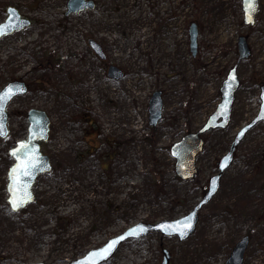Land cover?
I'll list each match as a JSON object with an SVG mask.
<instances>
[{"label":"rangeland","instance_id":"obj_1","mask_svg":"<svg viewBox=\"0 0 264 264\" xmlns=\"http://www.w3.org/2000/svg\"><path fill=\"white\" fill-rule=\"evenodd\" d=\"M67 0H0L30 26L0 40V87L21 79L29 88L8 110L0 139V264H67L137 223L185 215L217 172L235 133L258 112L264 84V0L255 22L242 21L240 0H93L65 15ZM197 26V48L188 28ZM243 36L250 55L237 67L239 86L227 128L203 135L193 179L174 171L169 146L202 126L219 102V86ZM101 47L104 58L88 46ZM114 65L123 77L107 76ZM160 91L162 117L148 125V100ZM44 110L49 135L41 149L52 168L33 184L34 200L12 212L7 203L8 149L26 135L22 111ZM249 237L243 264H264V123L235 148L213 198L184 241L150 231L128 239L101 264H225Z\"/></svg>","mask_w":264,"mask_h":264},{"label":"water","instance_id":"obj_2","mask_svg":"<svg viewBox=\"0 0 264 264\" xmlns=\"http://www.w3.org/2000/svg\"><path fill=\"white\" fill-rule=\"evenodd\" d=\"M241 10L243 13L244 25H252L255 21V16L258 10V0H255L254 8L246 13V4L244 0H240ZM92 0H67L65 15L71 13H78L88 8H93ZM7 17L0 23V38L11 34L14 31H20L27 27L30 22L28 19L21 18L17 9L14 7L7 8ZM251 21V22H250ZM189 46L191 54H195L197 47V27L195 23H191L188 29ZM88 45L100 58H104L101 47L92 39L88 40ZM238 52L236 63L228 70L225 78L219 87L220 100L215 110L208 116L203 125L195 132H189L181 136L177 141L172 143L169 147V152L174 159L175 174L181 180L192 179L196 173L195 160L196 156L201 152L203 147V139L201 135L215 129H225L229 123L231 116V109L234 102V94L238 88V78L236 69L239 62L249 56V49L247 47L246 39L243 36L238 37L236 43ZM107 75L113 79H119L123 73L114 65H110L107 69ZM27 90V86L21 81H11L0 89V138L4 139L8 135L7 127V105L16 96L23 95ZM259 110L257 114L245 125H243L234 135L230 146L226 153L217 162V172L211 176L205 188V192L200 200L192 207V209L185 215L174 220H163L154 224L137 223L124 229L121 233L109 238L102 245L89 249L84 255L72 260L68 264H100L107 261L117 250L119 245L128 239H136L147 235L150 231L160 232L163 236L176 237L179 241L187 239L195 230L198 212L208 203L211 198L217 193L219 189V180L222 173L230 166L233 159V152L236 146L244 138L245 134L254 127L257 123H264V85L260 86L259 91ZM148 120L150 126H156L162 115V99L160 91L152 92L148 101ZM27 136L26 139L19 140L15 146L10 148L8 153L13 162L9 166L6 176V191L8 193L7 203L12 212L24 208L28 203L32 202L34 195L32 192L33 184L36 178L43 173L51 170L49 157L44 155L40 150V142L47 140L49 132V118L42 110L31 108L27 112ZM21 145H27L28 149L21 148ZM15 153V155L13 154ZM32 160L35 167L31 171V175H21L17 172V180L22 182V188L14 191V184L12 180V170L17 168L21 163ZM21 197L23 199L21 200ZM17 199L19 201L18 209L14 210L11 201ZM190 220L191 227L188 228L186 221ZM145 226L148 231L137 235L128 236L125 240L120 241L115 245V250L110 255L103 254L102 250L110 241L117 240L120 236L129 232V230L137 228L138 226ZM185 232L181 237L180 233ZM248 245V237H241L231 249L225 264H242L244 251ZM101 252L99 256H92V253ZM162 258L160 264H169L170 255L167 249L161 250ZM28 264H43V263H28Z\"/></svg>","mask_w":264,"mask_h":264},{"label":"snow or ice","instance_id":"obj_3","mask_svg":"<svg viewBox=\"0 0 264 264\" xmlns=\"http://www.w3.org/2000/svg\"><path fill=\"white\" fill-rule=\"evenodd\" d=\"M244 2L247 6L246 7V13L251 11L254 8L255 0H244ZM0 34H3V33H0ZM0 99H2V98H0ZM21 148L27 150L28 146L27 145H21ZM13 154L15 155V153H13ZM34 167H35L34 163L32 162L31 159H29L27 162L21 163L20 165L17 166V168H14L12 170V180H13V184H14V191L22 188V182L17 180V176H16L17 172H19L21 175H31V171ZM22 199H23V197H21V200ZM11 203L13 205L14 210L18 209L19 201L17 199H13L11 201ZM186 224H187L188 228L191 227L190 220H187ZM146 231H148V229L143 225H140L137 228L131 229V230H129V232L120 236L117 240L110 241L107 244V246L102 250V253L110 255L111 252L115 250V245H117L120 241L125 240L128 236H132V235L138 236L140 233H143ZM180 235H181V237H183L185 235V232L182 231L180 233ZM99 255H101V252L92 253V256H99Z\"/></svg>","mask_w":264,"mask_h":264},{"label":"flooded vegetation","instance_id":"obj_4","mask_svg":"<svg viewBox=\"0 0 264 264\" xmlns=\"http://www.w3.org/2000/svg\"><path fill=\"white\" fill-rule=\"evenodd\" d=\"M14 7L15 9H17L15 6H13V5H8V6H6L5 8H4V11H3V14H4V18H0V23H2L5 19H6V17H7V8L8 7ZM17 11H18V9H17ZM18 13H19V11H18ZM20 14V13H19ZM22 17V16H21ZM24 18V17H23ZM29 21H30V24H31V20H30V18H27ZM11 35V34H10ZM3 38V37H2ZM2 38H0V40L2 39ZM17 80H21V79H17ZM25 84L27 85V90H28V88H29V85H28V83H26L25 82Z\"/></svg>","mask_w":264,"mask_h":264}]
</instances>
